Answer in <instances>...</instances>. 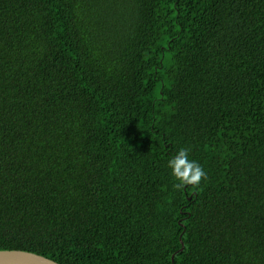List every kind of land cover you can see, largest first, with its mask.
Returning a JSON list of instances; mask_svg holds the SVG:
<instances>
[{
	"label": "trees",
	"instance_id": "obj_1",
	"mask_svg": "<svg viewBox=\"0 0 264 264\" xmlns=\"http://www.w3.org/2000/svg\"><path fill=\"white\" fill-rule=\"evenodd\" d=\"M3 250L264 264V0H0Z\"/></svg>",
	"mask_w": 264,
	"mask_h": 264
},
{
	"label": "clouds",
	"instance_id": "obj_2",
	"mask_svg": "<svg viewBox=\"0 0 264 264\" xmlns=\"http://www.w3.org/2000/svg\"><path fill=\"white\" fill-rule=\"evenodd\" d=\"M190 150L181 148L179 152L168 161V167L177 183L173 185L176 190H183L186 187L197 188L207 174L203 167L196 161L189 159Z\"/></svg>",
	"mask_w": 264,
	"mask_h": 264
},
{
	"label": "water",
	"instance_id": "obj_3",
	"mask_svg": "<svg viewBox=\"0 0 264 264\" xmlns=\"http://www.w3.org/2000/svg\"><path fill=\"white\" fill-rule=\"evenodd\" d=\"M0 264H59L44 256L21 250L0 251Z\"/></svg>",
	"mask_w": 264,
	"mask_h": 264
}]
</instances>
